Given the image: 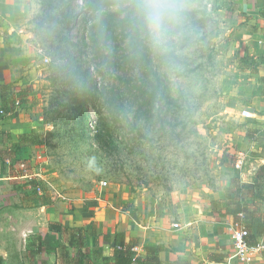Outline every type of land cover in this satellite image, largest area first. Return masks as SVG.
<instances>
[{
	"label": "rangeland",
	"instance_id": "rangeland-1",
	"mask_svg": "<svg viewBox=\"0 0 264 264\" xmlns=\"http://www.w3.org/2000/svg\"><path fill=\"white\" fill-rule=\"evenodd\" d=\"M243 1L195 0L197 36L184 56L183 71L173 81L160 80L157 98L161 102L142 112L134 103L137 88L130 85L141 82L145 72L129 66L121 77L114 73L105 79L97 74L92 46L85 40L87 17L74 11L85 7L87 0H27L25 64L8 82L16 97L25 102L17 107L12 121L18 124L3 126V138L6 144L18 143V128L38 132L45 144L24 145L14 169L4 174L20 185L29 181L22 165L41 175L38 181L43 192L35 194L32 186L31 193L43 197L51 193L53 203L64 201L65 192L94 199L105 194L122 203L133 194L144 193L178 198L191 188L206 195L207 188L225 195L231 188L235 195L256 175L243 180L242 172L250 164L236 165L241 153H251L245 146V134L249 129L264 133V122L247 120L257 119L258 111L244 114L245 105L253 102L262 85L254 75L258 62L240 54L237 30L245 13ZM54 16L59 18L62 42L79 50L86 72L97 74L93 93H70L52 71L51 50L40 30ZM69 17L77 20L70 27ZM146 90L150 98L156 88L146 86ZM102 97H118L113 102L127 106L131 124L118 120L110 105L104 109ZM82 99L86 100L87 120L79 114ZM156 109H162L160 115ZM242 196L264 215V198L247 197L246 187ZM220 200L224 203L228 198Z\"/></svg>",
	"mask_w": 264,
	"mask_h": 264
},
{
	"label": "crops",
	"instance_id": "crops-1",
	"mask_svg": "<svg viewBox=\"0 0 264 264\" xmlns=\"http://www.w3.org/2000/svg\"><path fill=\"white\" fill-rule=\"evenodd\" d=\"M243 6L245 13L237 30L242 43L240 54L258 62L254 70L258 81L264 77V0H244ZM27 19V0H0V84L16 77L25 64L24 46L28 37L23 31ZM262 90L263 87L255 100L245 105V109L254 107L258 111V122H264ZM24 132L28 131L16 130L18 134ZM245 138V146H249L247 150L251 153L245 151L249 160L244 159V164H250V168L242 172V177L250 181L264 163L260 148L264 133L260 130L253 138L246 133ZM11 182L12 176L0 174L2 264H68L59 250V246L65 244L72 257L76 253L69 243L67 227L84 229L86 248L95 264L114 263L117 234L136 238L139 250L156 249L160 264H243L235 255L231 232L238 223L212 208L213 201L226 197L224 192L207 188L206 195L191 188L182 191L178 198L168 196L166 199H157L149 193L133 194L124 199V203L118 197L105 194L94 199L65 192L68 197L64 201L53 203L51 193H46L45 197L35 196L27 182L21 185ZM11 184L16 185L10 187ZM175 223L179 227H175ZM262 236L259 240L264 239ZM39 238L41 247L37 248ZM251 264H264V255Z\"/></svg>",
	"mask_w": 264,
	"mask_h": 264
},
{
	"label": "clouds",
	"instance_id": "clouds-1",
	"mask_svg": "<svg viewBox=\"0 0 264 264\" xmlns=\"http://www.w3.org/2000/svg\"><path fill=\"white\" fill-rule=\"evenodd\" d=\"M74 11L87 17L97 74L110 79L119 54L132 69L146 73L142 83L151 89L160 80L173 81L179 76L184 56L197 36L195 0H87L85 7ZM40 33L51 50L52 71L66 90L78 95L93 93L97 74L86 72L79 50L62 42L59 18L45 23ZM102 100L110 102L108 97ZM110 107L118 120L131 124L127 106L110 102Z\"/></svg>",
	"mask_w": 264,
	"mask_h": 264
},
{
	"label": "trees",
	"instance_id": "trees-1",
	"mask_svg": "<svg viewBox=\"0 0 264 264\" xmlns=\"http://www.w3.org/2000/svg\"><path fill=\"white\" fill-rule=\"evenodd\" d=\"M77 22L76 18L67 20V26L70 27L72 24ZM88 21H85L84 31H85V40L88 41L89 45L93 48V39L87 28ZM114 69L118 77L123 76V74L128 73L126 69L129 68V64L124 60V58L117 54L114 58ZM154 69V68H153ZM152 69V71H153ZM137 72L141 74L144 73L141 69H136ZM154 72V71H153ZM260 83L262 84L263 90L262 94L264 95V77L260 78ZM131 83L130 87H136L134 103L139 106L140 111H145V108L148 105L152 107L157 106L161 100L157 98L160 93L161 85L158 81V85L153 95L150 98L146 97L147 90L146 85L141 82ZM111 92V91H110ZM162 94V93H161ZM118 97H110V102H116ZM25 99H18L15 93L13 92L12 83H1L0 84V174L7 173L10 170L14 169L15 164L18 161L17 154L24 145H34V146H43L45 144L44 139L38 132H24L20 133L18 136V143L10 142L5 143L3 138V126L5 124H11L15 118V112L17 107L21 103H24ZM103 108L105 109L110 105L109 101L103 100ZM86 100L82 99L79 102V114L85 120L88 119L86 116L85 108ZM162 109H156L157 115L161 114ZM251 122H258L255 118L247 119ZM260 130L259 129H249L247 136H255ZM6 134V133H4ZM261 151L264 153V143L260 145ZM27 183L33 186V190L37 192L35 186L39 183L38 180L27 181ZM246 187L247 197H259L264 198V163L259 167L255 179L250 182L243 183L236 192H232L231 188L228 189L226 197L228 201L222 203L221 200H215L212 202V208L214 212H217L223 216H231L235 223L246 227L249 230L248 241L250 244L257 243L258 239L264 234V215L260 212L257 207H252L249 201L245 200L242 196L243 189ZM243 188V189H242ZM66 228V227H64ZM63 228V229H64ZM69 232L68 240L69 243L75 247L76 253L72 257L71 254L67 251V246L61 244L59 250L61 251V256L65 258L66 263L68 264H95V259L90 255V251L86 248L85 234L82 227H67ZM255 230V231H254ZM38 244L36 243L37 248L41 247V238L38 239ZM137 244V240L134 237H127L122 234H117L115 236V247L113 253V264H145L147 262H152L160 264V258L158 251L156 249L147 247L139 251L135 250L134 247ZM0 264H2L0 260Z\"/></svg>",
	"mask_w": 264,
	"mask_h": 264
},
{
	"label": "built area",
	"instance_id": "built-area-1",
	"mask_svg": "<svg viewBox=\"0 0 264 264\" xmlns=\"http://www.w3.org/2000/svg\"><path fill=\"white\" fill-rule=\"evenodd\" d=\"M250 113L251 112L248 111L247 108L244 109L245 115L249 116ZM243 164H244V154L241 153L236 165L238 167H241L243 166ZM21 167L24 170L25 177L29 181L40 180V178L42 177L39 174L37 175L35 173L30 172L28 168L25 167L24 165H22ZM103 183L106 184V182H103ZM35 188L37 189L38 193L43 192V186L40 183H38L35 186ZM174 225L175 227H179L178 223H175ZM249 235H250L249 230L246 227L239 225V224L234 228V231L232 234L234 246L236 249L235 255L243 264H251L254 262V260L257 257L264 255V240L258 239L257 243L250 244L248 241ZM134 249L139 251L137 246H135Z\"/></svg>",
	"mask_w": 264,
	"mask_h": 264
},
{
	"label": "water",
	"instance_id": "water-1",
	"mask_svg": "<svg viewBox=\"0 0 264 264\" xmlns=\"http://www.w3.org/2000/svg\"><path fill=\"white\" fill-rule=\"evenodd\" d=\"M247 109H248V111H250V112H254V113L256 112V109H255L254 107H248Z\"/></svg>",
	"mask_w": 264,
	"mask_h": 264
}]
</instances>
